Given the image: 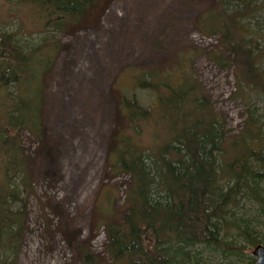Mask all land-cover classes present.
<instances>
[{"label": "trees", "instance_id": "trees-1", "mask_svg": "<svg viewBox=\"0 0 264 264\" xmlns=\"http://www.w3.org/2000/svg\"><path fill=\"white\" fill-rule=\"evenodd\" d=\"M2 1V26L17 20L19 32L45 35L22 44L21 33L0 31V264H16L34 192L21 132L44 140V76L61 49L49 32L81 24L108 0ZM263 1L216 0L195 20L204 35L219 37V50L207 54L219 68L233 70L235 95L249 105L239 135L228 134L225 118L183 56L164 68L125 70L134 74L133 91L117 98L127 126L117 127L108 161L112 175H128L130 182L123 206L115 205L111 190L98 203L95 224L105 229L107 258L80 244L81 264H209L207 258L220 256L225 264H255L253 250L228 238L254 247L264 242L258 230L264 224V121L249 102L252 94L264 96V32L249 22ZM30 6L36 8L30 13L35 28L28 29L19 10ZM142 90L153 103L139 100ZM147 128L150 143L141 137ZM18 175L22 188L12 182ZM241 197L259 204L258 224L237 216Z\"/></svg>", "mask_w": 264, "mask_h": 264}, {"label": "rangeland", "instance_id": "rangeland-1", "mask_svg": "<svg viewBox=\"0 0 264 264\" xmlns=\"http://www.w3.org/2000/svg\"><path fill=\"white\" fill-rule=\"evenodd\" d=\"M0 4L6 8L2 0ZM215 4L216 0H108L104 10L81 24L49 32L61 49L44 76V140L28 130L21 132L34 192L25 211L18 253L11 255V259L16 255V264H81L80 244L107 258L105 229L95 224V216L106 190L112 191L117 207L123 206L130 182L128 175H112L108 161L117 127L127 126L117 98L119 92L133 91L134 74L127 68H164L183 56L225 118L228 134L242 132L249 105L235 95L233 70L219 68L207 54L219 50V37L204 35L195 25L197 16ZM30 8L19 10L20 21L28 29L35 28L30 13L36 8ZM3 11L0 15H5ZM249 22L264 32V9ZM3 29L21 33L22 44H35L45 36L19 32L17 20L6 27L0 24ZM261 58L264 68V52ZM138 98L145 105L153 103V95L145 90ZM249 102L264 121V96L252 94ZM141 137L146 143L153 140L150 128ZM20 179V175L12 178L18 188H22ZM13 209L20 210V205ZM258 211L259 204L246 197H241L236 209L237 216L254 223L260 219ZM258 230L264 234L263 223ZM228 240L255 248L235 235ZM207 259L209 264H225L221 256Z\"/></svg>", "mask_w": 264, "mask_h": 264}, {"label": "water", "instance_id": "water-1", "mask_svg": "<svg viewBox=\"0 0 264 264\" xmlns=\"http://www.w3.org/2000/svg\"><path fill=\"white\" fill-rule=\"evenodd\" d=\"M255 257V264H264V245L258 244L252 251Z\"/></svg>", "mask_w": 264, "mask_h": 264}]
</instances>
